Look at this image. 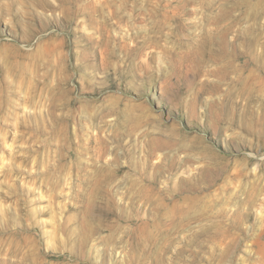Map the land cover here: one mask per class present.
Masks as SVG:
<instances>
[{
    "label": "rangeland",
    "instance_id": "obj_1",
    "mask_svg": "<svg viewBox=\"0 0 264 264\" xmlns=\"http://www.w3.org/2000/svg\"><path fill=\"white\" fill-rule=\"evenodd\" d=\"M0 264H264V0H0Z\"/></svg>",
    "mask_w": 264,
    "mask_h": 264
}]
</instances>
